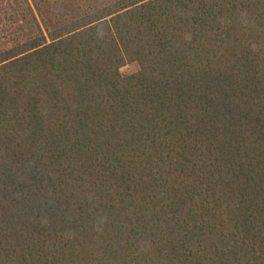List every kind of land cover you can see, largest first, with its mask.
Listing matches in <instances>:
<instances>
[{
	"label": "trees",
	"instance_id": "1",
	"mask_svg": "<svg viewBox=\"0 0 264 264\" xmlns=\"http://www.w3.org/2000/svg\"><path fill=\"white\" fill-rule=\"evenodd\" d=\"M0 264H264V0H0Z\"/></svg>",
	"mask_w": 264,
	"mask_h": 264
},
{
	"label": "rangeland",
	"instance_id": "2",
	"mask_svg": "<svg viewBox=\"0 0 264 264\" xmlns=\"http://www.w3.org/2000/svg\"><path fill=\"white\" fill-rule=\"evenodd\" d=\"M136 70L135 64H128L126 66H124L123 68H121V72L123 74H128V73H132Z\"/></svg>",
	"mask_w": 264,
	"mask_h": 264
}]
</instances>
